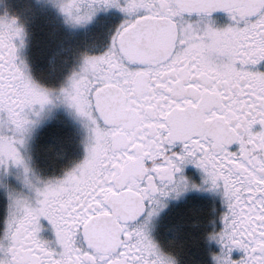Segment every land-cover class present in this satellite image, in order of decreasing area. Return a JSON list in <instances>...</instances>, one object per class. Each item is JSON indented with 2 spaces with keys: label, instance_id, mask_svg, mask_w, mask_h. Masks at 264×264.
Instances as JSON below:
<instances>
[{
  "label": "snow or ice",
  "instance_id": "1",
  "mask_svg": "<svg viewBox=\"0 0 264 264\" xmlns=\"http://www.w3.org/2000/svg\"><path fill=\"white\" fill-rule=\"evenodd\" d=\"M0 264H264V0H0Z\"/></svg>",
  "mask_w": 264,
  "mask_h": 264
},
{
  "label": "flooded vegetation",
  "instance_id": "2",
  "mask_svg": "<svg viewBox=\"0 0 264 264\" xmlns=\"http://www.w3.org/2000/svg\"><path fill=\"white\" fill-rule=\"evenodd\" d=\"M41 22L38 21V25L40 24ZM42 35V34H41ZM61 131V132H66L67 129L63 128L61 124H59L57 121H52L50 122V124H48L42 131V141L44 140V138L48 135V133H50L51 131Z\"/></svg>",
  "mask_w": 264,
  "mask_h": 264
},
{
  "label": "trees",
  "instance_id": "3",
  "mask_svg": "<svg viewBox=\"0 0 264 264\" xmlns=\"http://www.w3.org/2000/svg\"><path fill=\"white\" fill-rule=\"evenodd\" d=\"M66 132H58L56 130L51 131L50 133H48V135L44 138L42 142L56 144L57 139L62 138L66 134Z\"/></svg>",
  "mask_w": 264,
  "mask_h": 264
},
{
  "label": "clouds",
  "instance_id": "4",
  "mask_svg": "<svg viewBox=\"0 0 264 264\" xmlns=\"http://www.w3.org/2000/svg\"><path fill=\"white\" fill-rule=\"evenodd\" d=\"M56 145H53V153H55V151H56Z\"/></svg>",
  "mask_w": 264,
  "mask_h": 264
}]
</instances>
